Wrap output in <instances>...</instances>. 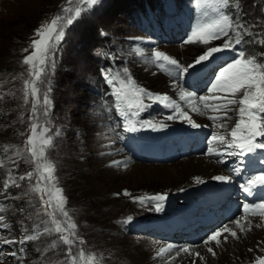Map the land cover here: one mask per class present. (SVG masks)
<instances>
[{
	"label": "rangeland",
	"instance_id": "1",
	"mask_svg": "<svg viewBox=\"0 0 264 264\" xmlns=\"http://www.w3.org/2000/svg\"><path fill=\"white\" fill-rule=\"evenodd\" d=\"M131 1L98 0L93 8L86 10L67 27L65 39L54 55L55 68L50 70L52 88L50 98L53 101L51 127L55 146L49 150V156L57 165L56 176L59 186L64 189L68 199L66 209L73 215L78 224L79 234L86 240L84 246L86 252L96 255L101 264H165L171 253L163 258H156V251L167 243L176 242L179 245L177 241L183 239L176 237L186 235L180 233L167 238L168 232L165 229L155 234L154 230L146 231L145 228L154 225L157 222L155 219L162 222L191 200L199 199L198 186L186 189L194 183V181L189 183L192 177L187 179L184 176L183 179L186 180H178L180 164L185 160L190 161L192 165L196 164L206 155L208 139L212 133L226 130L215 129L212 126V121L207 117L214 113L201 111L198 115L190 111L189 114L195 122L205 126L197 128L206 131L203 135L205 149L201 154L186 152L168 162L143 161L142 157L131 156L126 141H129V135L140 134V131L136 133L123 131L122 121L115 112L112 87L107 83L105 73L115 75L127 67L138 86L153 94H165L167 85L170 83L173 85L172 81L176 77H169L156 66L145 64L144 57L137 55V50L148 56L155 48L187 65L201 54L204 47L199 44L183 43L200 17V9L192 5L196 0H181L182 3H187L185 12L190 20L187 28L190 26V29L188 34L180 35V39L173 37V40L169 39L172 33H164V29L160 28L159 14H152L151 19L147 18V10L141 6L142 2L141 5H137L139 17H136L135 13L129 14L128 7ZM237 2L241 6V18L246 24H256L257 18L264 21V0H233V3ZM65 4L66 0H0V192H4L3 184L8 180L9 174L18 179L20 175L26 174L34 167L29 163L17 161L19 168L16 169L9 159V157L16 159L12 153L24 147V140L28 135L27 117L30 112L25 111V108L30 109V104L23 106L22 79L19 77L24 73L26 78L24 72L26 66L21 62L31 51L29 47L31 40L38 38L34 35L35 29L49 22L54 16L62 14L61 9ZM152 19L156 21L157 35L147 29ZM252 32L253 35L244 37L246 43L237 47L244 48L247 54L264 53V46L259 45V40L264 38V24H259ZM222 42L214 41L212 46H218ZM25 48H29V52H24ZM260 58L264 60V57ZM231 60L217 63L214 59L203 67H197L196 69L204 72L194 80L196 86L189 81L191 79L189 74L178 83L197 95H206L215 71ZM167 94L184 110H188L185 102L179 100L176 88H172ZM146 103L151 104V107L143 111L146 113L145 116L141 112L137 119L164 122L169 127L159 131L145 129L144 132H153V135L156 132L165 139L170 134L169 138L176 135L181 129L193 130L180 120L167 121L166 117L172 113L162 104L151 101ZM21 113L24 115V124L20 123ZM229 116L232 117L228 121L231 127L237 117L234 112L229 113ZM57 131L59 135H55ZM21 132L24 133L23 136L20 135ZM125 158L126 168L109 166L111 161ZM223 158L225 161L232 160V157H216V161ZM134 166L136 171L133 169ZM223 167L218 166L220 170L229 173V170ZM165 170H168V176L155 174L156 171ZM35 181L36 177L33 176L30 182L27 180L20 182V188L11 186L7 193L0 195V214L5 216L3 223L7 225L6 228L0 227V241L19 239L25 234V229H28L27 234H31L34 221L38 222L35 215L38 199L34 196H24L22 193L28 191L29 186L34 185ZM125 190L131 193V196H124ZM157 193L167 194L162 212L150 211L132 202L133 196ZM187 198L189 202L184 201ZM200 209L206 211L207 207ZM213 210L211 206V213ZM128 216H132L133 220L123 224L122 221ZM217 227L210 229V232ZM199 229L191 233L194 234ZM52 239L54 237L44 236L23 246L19 243L15 245L0 243L3 245L0 264H59L63 256L59 248L50 247ZM187 239L188 242L194 240L191 237H186L185 240ZM197 242L191 244L197 245ZM20 247H24L25 252L19 253L18 258L9 256L12 251L18 252ZM220 250V246H214L216 252L214 259L221 260ZM208 257L211 261L208 264H213L211 256ZM192 261L197 264L199 259L194 258L184 264H192ZM219 263L225 262L223 260ZM172 264L180 263L172 261Z\"/></svg>",
	"mask_w": 264,
	"mask_h": 264
},
{
	"label": "snow or ice",
	"instance_id": "2",
	"mask_svg": "<svg viewBox=\"0 0 264 264\" xmlns=\"http://www.w3.org/2000/svg\"><path fill=\"white\" fill-rule=\"evenodd\" d=\"M97 3L98 0H66L65 6L61 9L62 14L54 16L49 22L35 29L34 35L38 38L31 40L29 46L31 51L23 57L21 62L23 66H26L24 68L26 78L24 73H21L19 77L22 79L23 106L30 104V109L25 108V111L30 112L27 117L28 135L24 140V147L12 153L16 159L9 157L16 169L19 168L17 161L29 163L34 167L26 174L20 175L18 179L9 174L8 180L3 184L4 192H0V195L7 193L11 186L20 188V182L26 180L30 182L33 176L36 177L35 184L30 185L28 191L23 192L22 195L34 196L38 199V204L35 206L38 222L34 221L31 234H27L28 229H25V234L19 239H2L0 243L3 245L19 243L23 246L28 242L38 241L44 236L54 237L50 247L59 248L63 256L59 264H101L96 255L85 250L86 240L79 234L78 224L66 209L68 199L64 189L59 186L56 176L57 165L49 156V150L55 146L51 127L53 101L50 98L52 91L50 70L55 68L54 55L65 39L67 27ZM196 6L200 9L199 20L183 43L185 45L199 44L204 47L192 63L183 65L177 59L155 48L148 56L137 50V55L144 57L145 64H152L166 72L169 77H176L172 81L173 87L178 90L179 100L185 102L188 110H184L167 94H153L138 86L127 67L115 75L106 72L105 79L112 87L115 112L122 121L124 132L136 133L145 129L159 131L169 127L164 122L137 119L141 112L151 107V104L146 101L160 103L164 108L170 109L172 114L166 117L167 121L180 120L193 129L205 126L195 122L189 112H210L214 113L207 117L212 121V126L226 131L212 133L208 139L206 155L218 158L237 157L242 161L249 154L256 153L258 150L264 151V60L260 58L264 57V53L247 54L244 48L237 46L246 43L244 37L253 35L252 30L259 24H264V21L257 18L256 24H246L241 18L240 4L233 3V0H196ZM219 40L223 41L222 44L212 46L214 41ZM259 45L264 46V38L259 40ZM225 51L234 52L235 57L215 71L214 78L211 79L210 86L207 88L208 94L197 95L179 85L178 81L184 80L186 74H190V70L195 71L197 67L211 63L217 55ZM24 52H29V48H25ZM231 112L235 113L237 119L234 125L229 127L228 121L232 119L229 116ZM20 123H25L23 113L20 115ZM20 135L23 136L24 133L21 132ZM55 135H59V132L57 131ZM5 151L8 150L5 149ZM216 162L225 163V160L217 159ZM109 166L126 168L127 158L113 160ZM230 171L235 175L240 174L239 167L232 168ZM193 179L197 185L204 183L199 176ZM212 179L223 183L231 182V176L228 175H215ZM258 186L264 187V170L240 185L242 191L248 195H251L252 190ZM123 195L131 196V193L125 190ZM13 198L19 199V197ZM166 199L167 194L157 193L133 196L132 202L150 211L162 212ZM242 208L243 214L238 219L230 221V224L235 225V229H238L240 233L251 231L253 228L251 217H259L255 227L264 229V200L244 203ZM4 220L5 216L0 214L2 228L7 227L3 223ZM132 220L133 217L128 216L122 223L128 224ZM229 237L239 238L234 228L223 225L208 234L202 240V245L215 257L214 246L219 247L222 243H227ZM174 249H177L176 245L167 243L159 247L155 257L163 258ZM248 251L251 252L252 249ZM24 252V247H20L18 252L12 251L9 256L18 258L19 253ZM182 254L195 256L200 261H205L201 252L184 246L179 247L165 264H172V261ZM192 264L196 262L192 261ZM254 264H264V255L256 256Z\"/></svg>",
	"mask_w": 264,
	"mask_h": 264
},
{
	"label": "bare ground",
	"instance_id": "3",
	"mask_svg": "<svg viewBox=\"0 0 264 264\" xmlns=\"http://www.w3.org/2000/svg\"><path fill=\"white\" fill-rule=\"evenodd\" d=\"M172 88H174V87L171 83L169 85H167V88L165 90V94H167L168 91H171ZM186 90H188V89H186ZM184 106H186V105H184ZM197 114L199 115V113H197ZM204 125H206V124H204ZM202 158H200L196 164L193 163V165H192V163H189L190 161H188V160H185L182 164H180L181 169L179 170L180 171L179 175H177L178 180L183 179L184 176L187 179L192 177V180L190 179L189 183H192L194 181L193 176H196V177L199 176L201 179L204 180L203 184L197 185V184L193 183V184H191V186H187L188 188H186V189H191V188H194L196 186H205L207 183H210L213 181L212 177L215 175L231 176L228 172L220 170L218 168V166H221V165L216 162L215 156L205 155ZM133 169H134V171H136L137 170L136 166H134ZM181 172H182V174H181ZM155 174L162 175V176H168V170L156 171ZM183 180H186V179H183ZM219 183L221 185L229 188V186L233 185L235 183V181H234L233 177L231 176V182L230 183H223V182H219ZM178 186H179V184H178ZM242 214H243V208L240 210L238 216H236V218H233V220L238 219ZM250 219L252 220L253 228L251 231H245L244 233H240L238 229H235V225H233V227H232L231 226L232 224H230V223L225 224V225H229L232 228H234V230L237 231L239 238L234 240L233 238L229 237L227 243H222L220 245V248H221L220 252L221 253L220 252L219 253H220L221 260L214 259V257H212V254L207 252V250L202 245V240L208 234H210L212 231L223 226L224 223L222 225H219L217 228L211 230V232L207 233L204 237L198 236L197 237V241H198L197 245H192L191 243L187 244V242L184 239L182 241L181 240L177 241L179 243V245H177L176 242H174L173 244L177 246V249L179 247L189 246V247H192L194 251L201 252L202 255L205 257V261L202 262L199 260V261H197V264L211 263L210 257H208V255L211 256V260H212L213 264H220L219 262H222L223 260L225 262L224 264H254L256 256L264 255V229L255 227V224L259 222V217H251ZM210 229H212V228H210ZM177 249H174L173 252L168 256H173ZM248 249H252V251L250 252V251H248ZM165 256H167V254H165ZM222 256H223V258H222ZM194 258H197V257L189 256L187 254H182L179 258H177L174 261L177 263H180V264H184L186 261L193 260Z\"/></svg>",
	"mask_w": 264,
	"mask_h": 264
},
{
	"label": "trees",
	"instance_id": "4",
	"mask_svg": "<svg viewBox=\"0 0 264 264\" xmlns=\"http://www.w3.org/2000/svg\"><path fill=\"white\" fill-rule=\"evenodd\" d=\"M137 2L136 4H134V2ZM141 2L143 3V0H132L129 4V7H128V12L129 14L130 13H134L138 8V4L141 5ZM155 2H158V0H147V3L150 4V5H153ZM142 6V5H141Z\"/></svg>",
	"mask_w": 264,
	"mask_h": 264
}]
</instances>
